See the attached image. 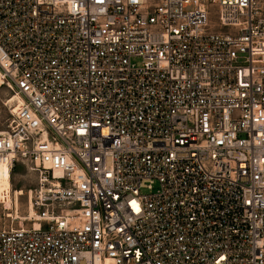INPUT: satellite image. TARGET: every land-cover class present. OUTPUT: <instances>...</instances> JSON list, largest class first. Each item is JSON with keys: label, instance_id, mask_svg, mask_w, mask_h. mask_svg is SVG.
Segmentation results:
<instances>
[{"label": "built area", "instance_id": "built-area-1", "mask_svg": "<svg viewBox=\"0 0 264 264\" xmlns=\"http://www.w3.org/2000/svg\"><path fill=\"white\" fill-rule=\"evenodd\" d=\"M2 87L0 264H264V0H0Z\"/></svg>", "mask_w": 264, "mask_h": 264}, {"label": "rangeland", "instance_id": "rangeland-1", "mask_svg": "<svg viewBox=\"0 0 264 264\" xmlns=\"http://www.w3.org/2000/svg\"><path fill=\"white\" fill-rule=\"evenodd\" d=\"M211 22H216L215 14L211 17ZM12 95L9 91L0 88V132L4 131L6 128V123L9 117L8 108L6 106V100L9 99ZM11 186L14 190L22 189L25 194L28 191L32 192L37 187V177L34 173L30 172L24 166H17L14 168L11 173ZM12 196V195H11ZM32 203V198H30ZM11 202V201H10ZM12 209L10 211H6L4 209V205L0 204V230L6 228H18V227H30L34 222L32 221V217L30 219L22 220L23 218L29 217L27 214V206H26V195L21 196L20 200H18V211L15 210V204L11 202ZM28 205V204H27ZM35 212V211H34ZM9 214V217H6Z\"/></svg>", "mask_w": 264, "mask_h": 264}, {"label": "bare ground", "instance_id": "bare-ground-1", "mask_svg": "<svg viewBox=\"0 0 264 264\" xmlns=\"http://www.w3.org/2000/svg\"><path fill=\"white\" fill-rule=\"evenodd\" d=\"M11 99L12 101H14L15 99H17V97L14 96V97H11ZM11 183H12L11 175L8 169L5 166L0 165V204H2V206L4 205V209L6 211H10L12 209L11 202L13 201L15 204V210L18 211V200H20L21 196L23 197L26 195L27 214L29 217L23 218L22 220H26V219L28 220L32 216H34V208L30 201L31 191H28L25 194V192L22 189L14 190V188H12L11 186ZM9 216L10 215L7 214L6 217H9ZM33 226L35 229L38 228L37 223H34Z\"/></svg>", "mask_w": 264, "mask_h": 264}]
</instances>
